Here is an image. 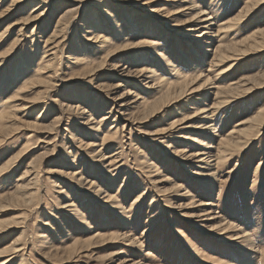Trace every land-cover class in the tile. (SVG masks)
<instances>
[{
  "label": "rangeland",
  "instance_id": "rangeland-1",
  "mask_svg": "<svg viewBox=\"0 0 264 264\" xmlns=\"http://www.w3.org/2000/svg\"><path fill=\"white\" fill-rule=\"evenodd\" d=\"M191 1L0 0V264H264V0ZM176 72L202 91L140 121Z\"/></svg>",
  "mask_w": 264,
  "mask_h": 264
},
{
  "label": "bare ground",
  "instance_id": "bare-ground-1",
  "mask_svg": "<svg viewBox=\"0 0 264 264\" xmlns=\"http://www.w3.org/2000/svg\"><path fill=\"white\" fill-rule=\"evenodd\" d=\"M186 1H188V0H183V2H186ZM260 1H262V0H252V2L249 1L250 3L247 5V8L248 9L245 11V14H244V11H243L242 14L239 15L238 18L236 19L237 20L236 22L233 23V22L230 21L227 25H224V27H221V28H225V30H230V28H232V26L234 24H237L238 22H240L243 19V17H245L247 14L249 15L251 12H253L254 9H255V7L258 4H260ZM150 2H153V1H150ZM189 3L190 4H193L194 2L193 1L190 2V0H189ZM99 10H100V8H99ZM102 12H103L102 14H103L104 17L103 16L101 17V15L100 16L97 15L93 11H90L89 13H85L84 20H83L84 25L82 24L83 28L85 26V29H86L85 31L88 33V35H92V40L91 41L93 43L96 42V41H93L94 39L97 40V39H99L101 37V39L99 41V43L101 44L100 45V49H102V45H104L106 43V38L104 36H100V34H102L101 31H109L108 29L110 27L109 26L110 24H111V28H112L111 30H112V32H116L117 35L119 33H121V31L119 29V26H117V20L111 14V12L109 10H106V9L104 11H102ZM177 13H178V11H177ZM198 20H199L198 23L199 24L203 23V25H201L199 27H197V25H192V26H196V28H194V29L192 28L194 31H197V29H201V28L206 30V29H208V27H210V26L213 25L212 22L210 21V18L209 17H204V18H201V19L199 18ZM61 22L58 21L57 25L55 26V30L53 31V33H55L56 35L57 34H63V32H64V30L66 28V27H64V28L63 27L62 28L60 27ZM206 22H208V23L206 24ZM155 27H156L155 24L154 25L143 24L142 26L135 27L132 30V31H135L136 34L137 35H140V36L143 33H146L147 34L146 40L144 39L143 42L140 43V45L138 46L139 49H141V50L138 53H135L133 60L138 61V59L140 60L142 57H144V53L142 51L144 50L145 46L146 47H150V46H158L159 45V44H156L155 43L154 39H156V38L154 37L153 34H154V32L156 33L157 31L160 32V33H162L163 31L161 32L159 30H156ZM189 27H190V25H189ZM140 28L142 29V31H140L141 30ZM157 36H158V34H157ZM197 37H199V36H197ZM253 42L256 45L257 50L258 49L261 50V48L264 49V30L260 32V36L257 37ZM129 45H126V47H129ZM46 53H47V51L42 52L41 53V56L39 57L40 65H38V68H37L39 71H42V69L45 68L47 66V64H48V61H45L46 60V57H47L46 56ZM246 54H247V52L243 53L242 55H245L246 56ZM49 55H52V54H49ZM159 55H161V54H159ZM236 56H237L236 53L235 54H232L231 56H228V57L220 56V59L218 60L217 64H219V63L220 64H223L225 62H230V64H228V67H229V69H232V67H234L236 61L239 60V58L236 57ZM52 58H54V57H52ZM166 62L168 64L170 63L168 61V59H167ZM49 65L52 66V64H49ZM170 66H173V65H170ZM226 71H228V70H226ZM141 73H144V72H141ZM174 74H172L173 75V78L177 79V81H178V82H176L174 84L169 83L168 80H161L160 78L158 80V77L155 80H153V82H155L156 85H157L156 88H155L156 89L155 92L157 94V97L154 98V99H152L151 102H147V103L143 102L145 108L143 110V114L141 115V117L139 119L140 121L145 120L146 118L152 116L155 113H158L160 111V108H162L164 106H167L168 104H170V102L174 101L175 99H179V98H181L183 96L185 98V95L187 93L188 94L186 96H189L190 93H199V92L202 91L201 86H199L197 88L196 87H194V88L191 87V85H192L191 82L197 81V79L199 77V76H197V74H195V76H193L194 79L193 78H190V76H188V77L187 76H182L180 73H177V72H176L175 75ZM154 76H157V75H154ZM208 80H209V78L205 79V81L203 82V84L206 83V81H208ZM172 88L179 89V92H177V97L174 98V96H175L176 93L173 96L172 95H169L170 93H167V94L162 95L159 98V91H165V92H167V91H169ZM188 91H190V92H188ZM186 102L187 101L184 100L183 102H181L182 103L181 105H185ZM222 103L223 102H221L220 105ZM196 111L198 112L199 109H196ZM34 126H36V125H34ZM104 139L106 140V137ZM185 140L187 141V143H190V142L197 143V141H195L194 139H191L189 137L188 138L186 137ZM198 155H202V154H194V155H190V156L196 157ZM220 158H223V156H220ZM151 164H153V163H151ZM205 175L208 176V177H210V178H212V176H213V175H211V173H208V174L205 173ZM151 203H153V200H151ZM224 229L229 230L226 227V225L221 230H224ZM241 232L244 233V230H242V231L239 230V231L236 232V234H234V235H232L230 237L236 236L234 238V240L241 239L242 240L241 241V246H245L246 249H247V251L252 252L253 251V248L250 247V245L248 244L249 243V240L247 238L248 236H246V235L243 236V234ZM12 250H14V248H12V249L9 248V250L6 249L5 252H7V251L8 252H12ZM18 250H20V249H18ZM18 250H17V252H18ZM12 253H14V251ZM12 253H10V254H12ZM3 254L4 253H0V257H2ZM252 257L247 256V255H242L239 260L244 259V260H247V262H252L251 264H253V261L251 259ZM8 258H6V260H4L2 264L7 263L10 260ZM11 259H12V257H11Z\"/></svg>",
  "mask_w": 264,
  "mask_h": 264
}]
</instances>
